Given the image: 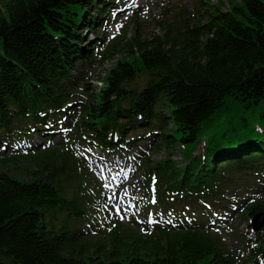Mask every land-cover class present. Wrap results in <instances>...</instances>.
<instances>
[{"label": "trees", "instance_id": "1", "mask_svg": "<svg viewBox=\"0 0 264 264\" xmlns=\"http://www.w3.org/2000/svg\"><path fill=\"white\" fill-rule=\"evenodd\" d=\"M96 4V0H0V126L13 121L16 128L39 131L43 122L53 119L46 114L54 115L59 101L46 98L69 87L58 75L76 57L87 54L82 29L92 28L93 15L99 11ZM202 12L196 22L182 18L171 35L141 41L147 43L143 46L131 44L129 49L137 47L139 55L130 52L131 58H121L107 70L98 92L83 105L78 130L86 134L72 137L82 142L103 128L104 142L118 144L124 127L115 116L120 107L114 105L127 103L142 112L150 126L161 125L159 145L165 150L180 145L179 153L185 162L189 160L185 166L178 168L167 154L163 161L146 164L142 173L146 187L153 178L158 182L157 206L162 214L152 227L154 233L137 243L130 241L122 225L107 224L97 240L76 243L74 235L75 244L68 243L72 227L86 222L91 204L84 200V191L71 184L79 174L75 168L65 170L70 159L67 150H34L24 154L39 167L25 168L28 179L0 172V264H231L219 253L223 250L217 234L194 224L174 228L173 218L185 203L194 204L199 213L202 202L224 193L226 182L233 180L228 176L232 165L264 169L260 124L264 121V0H216ZM136 16L133 37L139 30ZM120 43L115 38L107 49L85 60L99 65L113 60L116 50L123 54ZM139 82L145 85L142 90L137 89ZM157 95L160 105L154 101ZM237 111L244 112L241 122L254 136L220 144L208 154V141L218 134L213 128ZM16 128L8 132L16 133ZM200 140L206 159H191ZM96 144L107 148L101 141ZM237 144L244 146V157ZM246 145L251 148L246 150ZM19 152L13 160L23 155ZM7 163L8 158L0 159V165ZM66 190L72 192L69 199ZM261 210L264 197L251 201L243 213L250 216ZM261 244L264 235L258 240Z\"/></svg>", "mask_w": 264, "mask_h": 264}, {"label": "rangeland", "instance_id": "2", "mask_svg": "<svg viewBox=\"0 0 264 264\" xmlns=\"http://www.w3.org/2000/svg\"><path fill=\"white\" fill-rule=\"evenodd\" d=\"M134 6L132 9V13L134 14L136 11L139 12V19L138 22L141 24V30L139 33L135 34L134 36H139L140 41H150L154 39L155 37H160L164 35L165 26L163 22L167 21L168 24L171 23V19L174 12H180L181 14H188V11L193 10L194 16L198 17V11L199 9V3L206 5V2L208 0H134ZM206 1V2H205ZM210 3L216 4V0H209ZM203 5V6H204ZM227 8L226 4L224 5L223 9ZM129 9L128 7L123 9H117L116 13L124 14L126 13V10ZM168 11V12H167ZM167 13V14H164ZM169 13V14H168ZM110 14V12H109ZM116 17V16H115ZM123 18L119 17L115 19V21L118 22L117 25H111L108 29V33L106 35V38L109 37L111 34H117L118 38L121 43L120 46L124 43H128L132 37H133V27L130 20H127L122 24V27L117 30V27L123 23ZM174 24V26H176ZM171 27V26H170ZM172 30L175 27H171ZM176 29V28H175ZM174 29V30H175ZM89 36V35H88ZM106 40V39H105ZM126 46V45H125ZM118 50H116L114 53V59L113 60H107L104 61L101 65H94L86 68H82L83 74L93 75V86H98L99 82L102 81V79L105 77L106 70L111 65V63L116 62L118 58H122L123 54H118ZM98 82V83H97ZM80 90V87L78 88ZM243 111H237L236 114L230 117L228 121H221L219 122V125L214 127L213 129L218 130V134L214 138H210L209 148L213 149L215 146H218L223 143L228 144H234L239 141L244 136L251 135L249 133L250 127H245L244 124H242V118H243ZM247 117V116H246ZM251 117V115H250ZM249 118V117H248ZM250 119V118H249ZM253 121V120H251ZM261 125H264V121L260 123ZM81 155H87L90 156L92 154L97 155L99 152L97 150L89 152V150H80L79 151ZM177 161L179 163H182L180 160V156L174 153ZM195 155V152L193 153V156ZM155 159H162L164 156V152L160 151L155 153L154 155ZM96 160V159H93ZM107 161H110V170L109 174L105 175L101 180V188L104 189L106 192H110L113 186V180H120L121 179V171L126 168V165L122 164L119 160L116 159H108ZM181 161V162H180ZM94 164L97 166H100V163L98 161H94ZM86 166H89V164H86ZM0 170L8 171V172H14L16 174H20V172H23L22 169L27 167H32V164L25 160H19L16 165H0ZM103 184H108V188H103ZM117 202L115 203V205ZM247 223L246 219L240 220L235 219L234 227H236L238 230L243 231L244 225ZM142 230L138 231L137 233H141ZM221 238L225 241V243L234 248L235 241L233 238V235L230 233V231L225 230L224 233H221Z\"/></svg>", "mask_w": 264, "mask_h": 264}, {"label": "bare ground", "instance_id": "3", "mask_svg": "<svg viewBox=\"0 0 264 264\" xmlns=\"http://www.w3.org/2000/svg\"><path fill=\"white\" fill-rule=\"evenodd\" d=\"M175 28H173V31L175 32L176 31V29L174 30ZM159 40H162V38H158ZM128 43L126 44V43H124L123 44V57H122V59L123 58H125V60L127 59H129V58H131V56H132V54L130 53V52H134V56H136V55H139V50H138V48L136 47V49L134 48L133 50H131V49H129V47H131V44H135V45H137V44H141L140 46H143V44H147V43H141V41H140V39H139V36H134V37H132L129 41H127ZM126 45V46H125ZM177 48L179 49L180 48V46L178 45L177 46ZM176 48V50H178ZM74 49H76V47L74 48ZM131 50V51H130ZM122 59H120V58H118L116 61L118 62V61H121ZM132 125H134L135 123H138V121H132V122H130ZM133 132V131H132ZM141 139H143V137L141 136ZM147 139H149V138H147ZM149 141H147V140H145V139H143L142 140V143L144 144V145H146L147 143H148ZM237 146L239 147V149H238V151H240V152H242L243 154H242V156L244 157L245 156V148H244V146L243 145H241V144H237ZM251 148V146H249V145H246V150H249ZM259 167H260V165H259ZM244 188H249L247 185H245L244 187H243V189ZM231 213H234V209L232 208V207H230L225 213H224V215H223V217H221V222H225V223H229L231 220H232V218H233V214H231ZM148 246H147V248L149 249L150 248V246H149V244H147ZM152 251H155V249L154 250H152ZM165 255V254H164ZM167 257L169 256L168 254L166 255ZM165 256V257H166Z\"/></svg>", "mask_w": 264, "mask_h": 264}, {"label": "snow or ice", "instance_id": "4", "mask_svg": "<svg viewBox=\"0 0 264 264\" xmlns=\"http://www.w3.org/2000/svg\"><path fill=\"white\" fill-rule=\"evenodd\" d=\"M120 27H122V25H119V26L117 27V30H119ZM153 181H155V178H153ZM102 187H103V188H108L109 185H108V184H103ZM115 196H116V194L114 193L112 197H109V199H110V200H114V199H115ZM152 202L155 203V200H153ZM116 210H117V212L121 211V209H120L118 206H117V209H116ZM123 218H124V217L121 216V219H123ZM142 231H143V229H142Z\"/></svg>", "mask_w": 264, "mask_h": 264}]
</instances>
